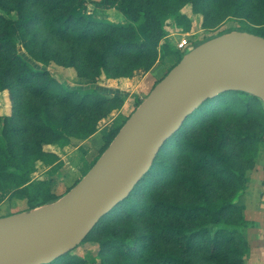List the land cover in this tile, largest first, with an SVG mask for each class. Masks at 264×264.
<instances>
[{
  "label": "trees",
  "instance_id": "obj_1",
  "mask_svg": "<svg viewBox=\"0 0 264 264\" xmlns=\"http://www.w3.org/2000/svg\"><path fill=\"white\" fill-rule=\"evenodd\" d=\"M28 1L42 7L44 13L42 15L34 11L25 13V4ZM81 1L14 0L9 3L6 0H0V56H3L4 61L0 66V92L10 88L13 83L21 84L30 87L38 96L54 95L60 104H70L72 108L85 113L89 112L91 115H88L89 119L83 117L78 128L72 130L68 126L70 118V109L68 108L63 112L62 121L56 122L62 127V130H58L52 124L54 122L52 117L53 122H47L42 118L39 110L28 106L27 112L31 115L34 138L25 141L16 148L13 138L24 128L15 124L11 115H0V192L8 191L11 196L25 200L27 205L25 210L55 201L62 196L53 186L54 174L59 168L61 157L55 150L45 149V144H56L59 148H63L72 143L71 136L78 139L87 138L96 132L98 122L109 114L116 102H122L121 97L103 93L96 87L82 89L61 83L45 66H48L54 59L62 60L57 58L56 54L47 51L43 45L39 48L34 47L36 35L31 32V24L44 17V23L50 32L58 34L62 38H71L79 43L92 38L100 40L103 45L102 49L91 46L87 50V56L93 57L90 63L97 74L116 78L130 76L138 68L149 69L156 62V52L160 47L174 49L167 38L169 23L176 24L185 32L191 31L193 21L185 12L184 7L187 4H192L194 11L207 13L209 12L208 4L212 0H109L118 2L122 6L126 16L130 19L128 23H115L108 19L91 16L85 11ZM90 1L102 4L106 0ZM14 10L19 14L18 18L14 17L12 13ZM169 19H171L170 22H168ZM18 23L30 54L40 66L23 58L19 53L17 48L19 34L13 30L15 24ZM139 25L145 29V36L140 33ZM244 30L264 36L259 28L249 27ZM201 43L202 41L196 42L195 46ZM185 53L186 51L175 49L169 58H164L166 65L169 64L165 75L181 60ZM109 57L134 58H128L132 61L130 62L131 66L116 64L111 69ZM62 63L69 66L76 65V58L71 56L67 62ZM162 78L158 79L154 86ZM257 99L260 100L258 96L243 90H225L217 97L202 104L190 117L200 119V112L205 107L212 108L216 103L214 101L241 107L244 114H248L252 111ZM142 101V98L137 97L136 107ZM44 111L48 117L51 116L48 110ZM129 116L123 117L120 123L104 134L105 145L91 165L84 168L83 176L108 147ZM90 120L92 121L90 122ZM187 120L182 128L166 142L150 172L141 180L130 196L106 215L83 242L92 234H105L104 237L96 238L102 248H112L125 258L138 255V259L145 264H197L182 253L154 249L143 240V237H146L144 233L139 234L138 231H135V234L125 236L113 232L111 223L114 222L119 212L126 209L125 216L130 218L140 214L148 215L147 219L154 223L155 229L160 235L172 238L186 252L193 250L196 243H202L212 257H218L222 253L225 256L238 254V262L241 264L244 261L245 263L246 258L251 254L250 243L246 242L245 249H242L237 245V235L234 234L238 230L234 228L231 231L227 226L222 225L225 223L226 211L234 204L225 201H211L207 184L200 182L198 176L184 175V178L191 183L198 197L197 200L182 202L177 199L167 200L158 195H151L142 212H139L135 203L133 196L135 192L142 188H149L152 178L161 172L173 171L174 167L170 162L164 160L162 154L170 141L174 142V147L185 151L192 157L194 173L214 169L215 175L219 177L240 178L243 176L224 152L223 137L214 144L208 140H192L185 136ZM38 163L51 167L43 177L33 178L32 174L37 171ZM81 178L77 179L73 185ZM196 220L204 222L201 225L191 226L190 222ZM256 224L255 221L248 220L245 226H255ZM138 245H142L140 250ZM70 253L71 251L50 264H73Z\"/></svg>",
  "mask_w": 264,
  "mask_h": 264
},
{
  "label": "rangeland",
  "instance_id": "obj_2",
  "mask_svg": "<svg viewBox=\"0 0 264 264\" xmlns=\"http://www.w3.org/2000/svg\"><path fill=\"white\" fill-rule=\"evenodd\" d=\"M6 1L12 3L14 0ZM81 4L91 16L108 19L115 23L130 21L118 2L106 0L98 4L90 0H82ZM208 8L207 13L196 12L192 4H187L184 10L192 18L191 31L185 32L181 27L170 22L171 19L168 20L170 23L167 38L174 49L160 47L155 56L157 60L149 69L138 68L130 76L116 78L97 74L90 63L93 57L87 56V50L91 46L102 49L103 45L100 40L92 38L79 43L71 38H62L50 32L44 23V17L31 24V32L36 35L34 47L39 48L43 45L47 51L56 54L57 58L62 60L54 59L48 66H45L61 83L82 89L96 87L103 93L122 98V102H116L109 114L98 122L96 132L87 138L78 139L71 136L72 143L63 148H59L56 144H45V149L55 150L61 157L59 168L54 174L53 184L60 195H63L79 177H82L78 166L89 167L99 155L105 145L104 134L120 123L123 117L129 116L136 107L137 97L144 99L152 90L154 83L165 75L169 64L166 65L164 58H169L175 49L182 50L180 43L183 40L187 39L188 42L196 44V42H203L228 31L244 30L249 27L259 28L264 33V0H212ZM30 11L40 15L44 13L42 7L28 1L25 4V13ZM12 13L15 18H18L19 14L16 10ZM138 27L140 33L145 36V29L140 25ZM13 30L19 34L17 42L19 53L23 58L40 66L34 61L26 46V39L20 32V24H15ZM71 56L76 58V65L69 66L62 63L67 62ZM128 58L134 57H109L111 69L116 64L131 66L132 61ZM3 62V56H0V66ZM214 102L216 103L212 108L205 107L200 112V119L189 117L185 136L196 141L208 140L212 144L217 143L223 137L224 152L243 176L240 178L219 177L215 175L214 169L194 173L192 157L185 151L174 147V142L170 141L171 143H168L162 154L164 160L174 167L173 171L161 172L154 176L149 188H142L134 193V200L139 212L145 209L146 201L151 195H158L167 200L192 202L198 197L184 175L198 176L200 182L207 184L211 201H225L234 204L226 211L225 223L222 225L227 226L231 231L234 228L238 230L234 232L237 235V245L245 249L246 242L249 244L252 239L255 243L253 255L250 254L245 263L243 261L241 264H264V99L255 100L254 107L248 114H244L241 107ZM28 106L39 110L42 118L47 122L52 123V117L54 120L52 124L58 130H62V127L56 122L62 121L63 112L68 108L70 109L68 126L72 130L78 128L83 117L91 116L89 112L78 111L70 104H60L54 95L38 96L30 87L13 83L10 88L0 92V115H11L13 122L24 128L13 138L15 148L34 138L31 115L27 112ZM44 110H48L51 116L48 117ZM86 159L88 161H85ZM50 167V165L45 166L38 163L37 171L32 174L33 178L43 177ZM26 207L25 200L11 196L8 191L0 192V216L23 211ZM126 214V209L117 214L116 219L111 223L113 232L125 236L135 234V231L139 234L144 233L146 237H143V240L154 249L182 253L197 264H240L238 254L225 256L222 253L218 257H212L202 243H196L193 250L186 252L172 238L160 235L154 223L147 219L148 215L140 214L130 218L125 216ZM248 220L260 224L257 230H253L254 225L245 226ZM203 222L196 220L190 224L194 227ZM251 235H253L252 238ZM104 236L105 234H92L85 242L72 250L70 255L73 264H145L138 259V255L125 258L112 248H102L96 238ZM141 246L138 245L139 250Z\"/></svg>",
  "mask_w": 264,
  "mask_h": 264
},
{
  "label": "water",
  "instance_id": "obj_3",
  "mask_svg": "<svg viewBox=\"0 0 264 264\" xmlns=\"http://www.w3.org/2000/svg\"><path fill=\"white\" fill-rule=\"evenodd\" d=\"M225 90L264 99L263 35L228 31L186 52L69 191L0 216V264H50L74 250L130 196L186 120Z\"/></svg>",
  "mask_w": 264,
  "mask_h": 264
},
{
  "label": "built area",
  "instance_id": "obj_4",
  "mask_svg": "<svg viewBox=\"0 0 264 264\" xmlns=\"http://www.w3.org/2000/svg\"><path fill=\"white\" fill-rule=\"evenodd\" d=\"M180 47L183 51H186L188 52L189 50L193 49L195 47V43L192 44L191 42H188V40H183L181 43H180Z\"/></svg>",
  "mask_w": 264,
  "mask_h": 264
},
{
  "label": "crops",
  "instance_id": "obj_5",
  "mask_svg": "<svg viewBox=\"0 0 264 264\" xmlns=\"http://www.w3.org/2000/svg\"><path fill=\"white\" fill-rule=\"evenodd\" d=\"M153 88V87H152ZM85 161H88L87 159L85 160ZM84 161V162H85ZM83 162V161H82ZM82 166V165H81ZM78 168L80 169V171H81V173H82V176H83V171H84V168H86V167H84V168H82V167H80V166H78ZM79 178H81V177H79ZM78 178V179H79ZM260 226V224H257V225H255V227H253L254 229L253 230H257V227H259ZM262 226V225H261ZM252 231V230H251ZM252 236L253 235H251V238H252ZM250 238V239H251ZM250 244H251V248H252V251H251V255H253V251H254V248H255V243H254V241L251 239V241H250Z\"/></svg>",
  "mask_w": 264,
  "mask_h": 264
}]
</instances>
